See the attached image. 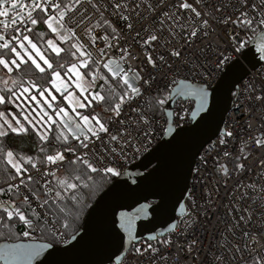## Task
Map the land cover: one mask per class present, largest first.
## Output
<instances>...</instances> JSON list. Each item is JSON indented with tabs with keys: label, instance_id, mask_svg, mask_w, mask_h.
<instances>
[{
	"label": "snow or ice",
	"instance_id": "snow-or-ice-1",
	"mask_svg": "<svg viewBox=\"0 0 264 264\" xmlns=\"http://www.w3.org/2000/svg\"><path fill=\"white\" fill-rule=\"evenodd\" d=\"M249 44L264 60V0H0V262L57 264L58 254L91 239L100 193L121 186L130 154L149 152L158 112L183 98L196 107L176 112L177 120L211 113L207 86L181 73L224 71L228 53L242 54ZM240 95L241 104L264 110V80L248 82ZM166 115L165 136L175 131L174 113ZM233 137L225 128L211 148L231 158L233 172L245 173L246 150L264 151V132L242 141L235 155L226 150ZM156 161L149 176L161 167ZM216 165L218 177L231 178L225 163L216 159ZM257 182L241 185L251 204L233 209L240 215L233 224L225 221L210 251L188 235L209 212L190 193L169 238L148 236L131 256L149 264H189V258L190 264L198 258L199 264H264V183ZM200 199L211 203V192L205 189ZM159 207L143 203L119 213L112 207L103 227L131 243L136 221Z\"/></svg>",
	"mask_w": 264,
	"mask_h": 264
},
{
	"label": "water",
	"instance_id": "water-1",
	"mask_svg": "<svg viewBox=\"0 0 264 264\" xmlns=\"http://www.w3.org/2000/svg\"><path fill=\"white\" fill-rule=\"evenodd\" d=\"M261 66H264V60L260 59L255 46L249 44L240 58L224 69L217 84L212 88L207 87L210 93L208 107L211 108V113H200L186 128L176 129L172 125L175 129L172 134L164 136L156 148L123 172L125 174L119 178L121 186L108 190L106 188L105 193L102 192L99 197V207L90 221L96 225L93 237L86 239L76 249L58 254L55 257L57 264L119 263L134 244L147 240L148 236L161 238V233L165 236L173 231L170 225L175 224L177 218L184 213L182 206H185L197 156L225 129L226 114L233 106V93L239 84L251 71ZM179 99L183 98L167 103L164 113L168 121L170 118L166 113L173 112L172 108ZM189 100L195 103L194 99ZM156 160L160 161L161 167L155 175L149 176L148 174L155 168ZM133 179L137 181L136 185L132 184ZM125 182L127 188L123 187ZM133 188L134 192L128 191ZM143 203L159 204L160 207L148 218L136 221L135 240L131 243L124 233L117 234L118 230L110 231L103 227L106 214L112 207L117 213L130 212ZM121 205L123 207H120Z\"/></svg>",
	"mask_w": 264,
	"mask_h": 264
},
{
	"label": "built area",
	"instance_id": "built-area-1",
	"mask_svg": "<svg viewBox=\"0 0 264 264\" xmlns=\"http://www.w3.org/2000/svg\"><path fill=\"white\" fill-rule=\"evenodd\" d=\"M211 2L216 3L217 0H211ZM227 30L231 32L232 28L229 27ZM216 32L226 42L223 26L216 25ZM241 38L246 39L247 37L241 35ZM201 43L202 42L200 41L197 42L198 45ZM221 47H223V45H221ZM228 54L232 56V59L226 63L225 68L241 56V53ZM214 60L215 57L212 56L210 57L209 61L204 63L207 66V64L213 63ZM222 73L223 71H209L205 73L203 69H200L199 74L192 72H182L181 76H188L191 82L207 86L208 88H212L217 84ZM262 80H264V66L257 68L255 71H251L239 84L238 89L233 93L234 102L232 108L226 114L225 128H228L234 133V137L229 140L226 149L231 151L234 155L239 152V148L241 147L242 141H250L252 137L259 136L262 132H264V110H261L259 108L253 109L251 106L246 107L245 105L240 103V101L243 99V96L240 94L243 93L244 86L250 81ZM160 83L162 86L163 81H160ZM194 107V101L189 99H179L175 102L174 107L172 108V111L174 113L172 121L173 126L176 129L189 127L192 124V119H185L183 121H179L176 119L175 113L180 111L181 109H183L184 112L190 113V111L193 110ZM165 109L166 106L162 110L165 112ZM181 114H183V112H181ZM158 118V132L150 146L149 152L156 148L162 141L163 137L165 136L163 134L162 129L168 126V120L165 115L163 117L158 116ZM218 138L219 136L210 143H208L197 156L192 169L189 192L185 200V206L189 205L191 203V201L188 199L189 194H194L197 203L209 209L207 215L201 216L199 218V223L196 228L194 230L190 229L188 231L189 236H194V238L200 241L198 247L203 248L205 252L210 251V244H214L221 239L218 233L223 232L225 228V221H228L229 224H233L236 222L234 218H238L240 213L233 211V209H243L244 207H248L251 204L250 200L242 199V194L245 192V188L241 185H247L252 183L253 181H258L257 187H259L260 183H264V181L258 180L259 176L264 175V173H260L259 171V158L262 154H264V151L252 150L251 152H248L246 150V154L250 156V158L246 161V172L235 173L232 171L231 158H229L228 161H225L222 155H216V152L220 150L219 147L217 150H212L211 148V146L218 141ZM147 153L148 152L142 153L138 157H134L130 154L127 161L122 162L123 167H121L120 169L121 172L123 173L125 170L138 163ZM216 159H219L220 163H225L226 166L229 168L231 178L227 181L223 179L222 174L219 177L216 175ZM197 169H199V171H197ZM205 189L210 191L212 194L211 203H206V200L200 199V196L202 195ZM229 212H231V215L227 214ZM184 214L185 213L179 216L177 218V221L180 220L181 217L184 216ZM258 223L259 222L257 221L256 226H258ZM242 227L250 228L252 226L243 224L242 222ZM235 232L236 236L234 239L239 240L241 229L237 228ZM168 233L161 238H169ZM161 238L157 239L159 240ZM229 238L233 239L231 236H229ZM179 239L183 240L184 237L181 236L179 237ZM146 242L147 240H141L140 242L134 245L136 247H142L145 245ZM152 243L155 244L156 241H152ZM131 251L132 247L127 253V255L123 258V260H121L119 263L113 264H149L148 258H144L142 261L133 258L131 256ZM172 251L173 255H175V249H173ZM193 256H196V253H193ZM190 262L191 258H189V264ZM197 264H199V258Z\"/></svg>",
	"mask_w": 264,
	"mask_h": 264
},
{
	"label": "trees",
	"instance_id": "trees-1",
	"mask_svg": "<svg viewBox=\"0 0 264 264\" xmlns=\"http://www.w3.org/2000/svg\"><path fill=\"white\" fill-rule=\"evenodd\" d=\"M165 114H164V111L162 110V111H160V112H158V116H164ZM106 189V188H105ZM104 189V190H105ZM100 194H102V192L100 193ZM3 241H0V243H2Z\"/></svg>",
	"mask_w": 264,
	"mask_h": 264
},
{
	"label": "bare ground",
	"instance_id": "bare-ground-1",
	"mask_svg": "<svg viewBox=\"0 0 264 264\" xmlns=\"http://www.w3.org/2000/svg\"><path fill=\"white\" fill-rule=\"evenodd\" d=\"M58 246V245H57ZM113 264V263H112Z\"/></svg>",
	"mask_w": 264,
	"mask_h": 264
}]
</instances>
